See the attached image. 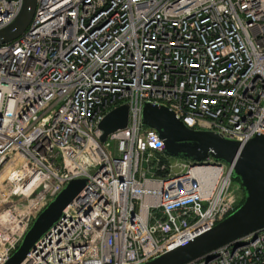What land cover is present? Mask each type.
Wrapping results in <instances>:
<instances>
[{
	"label": "built area",
	"instance_id": "2783aa9c",
	"mask_svg": "<svg viewBox=\"0 0 264 264\" xmlns=\"http://www.w3.org/2000/svg\"><path fill=\"white\" fill-rule=\"evenodd\" d=\"M22 3L0 0V29ZM145 103L194 131L264 136V0H36L0 45V264L76 179L86 186L21 264H143L240 206L233 166L172 163ZM123 105L128 126L102 143ZM242 242L190 264H264V229Z\"/></svg>",
	"mask_w": 264,
	"mask_h": 264
},
{
	"label": "water",
	"instance_id": "95a60500",
	"mask_svg": "<svg viewBox=\"0 0 264 264\" xmlns=\"http://www.w3.org/2000/svg\"><path fill=\"white\" fill-rule=\"evenodd\" d=\"M36 10V0H23L16 18L0 29V45L19 38L29 27ZM142 125L154 129L165 144L167 155L203 163L210 156L233 166L231 176L239 180L245 192L244 202L211 230L193 240L143 264H190L205 257L216 256V251L227 245H243L242 239L264 229V136H255L248 142L228 140L215 132L194 131L177 119L164 106L145 103ZM129 123V106L110 111L99 124L100 141L125 129ZM87 179H76L53 199L40 213L24 236L17 250L5 264H21L30 250L62 217L64 209L84 189Z\"/></svg>",
	"mask_w": 264,
	"mask_h": 264
},
{
	"label": "rangeland",
	"instance_id": "374dc122",
	"mask_svg": "<svg viewBox=\"0 0 264 264\" xmlns=\"http://www.w3.org/2000/svg\"><path fill=\"white\" fill-rule=\"evenodd\" d=\"M171 161L174 164L177 163V162H179V163H189V160H187V159L176 158V157H171ZM235 182L240 183V181L239 180H236V179H235ZM241 191H242V189H241ZM241 191H240V196L242 197L243 196V192H241Z\"/></svg>",
	"mask_w": 264,
	"mask_h": 264
},
{
	"label": "flooded vegetation",
	"instance_id": "af4514ba",
	"mask_svg": "<svg viewBox=\"0 0 264 264\" xmlns=\"http://www.w3.org/2000/svg\"><path fill=\"white\" fill-rule=\"evenodd\" d=\"M242 192H243V196H244V199H245V192H244V190L242 189Z\"/></svg>",
	"mask_w": 264,
	"mask_h": 264
},
{
	"label": "trees",
	"instance_id": "16d2710c",
	"mask_svg": "<svg viewBox=\"0 0 264 264\" xmlns=\"http://www.w3.org/2000/svg\"><path fill=\"white\" fill-rule=\"evenodd\" d=\"M234 181H235V179H234ZM239 184H240V183H239ZM240 185H241V184H240ZM241 188H242V186H241ZM242 189H243V188H242ZM243 202H244V201H243ZM243 202H242V203H243ZM242 203H241V204H242ZM241 204H240V205H241Z\"/></svg>",
	"mask_w": 264,
	"mask_h": 264
}]
</instances>
